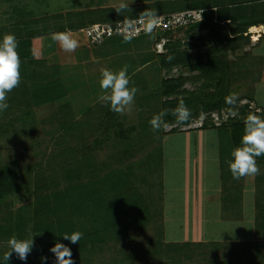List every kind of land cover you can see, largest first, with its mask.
<instances>
[{"label":"rangeland","instance_id":"rangeland-1","mask_svg":"<svg viewBox=\"0 0 264 264\" xmlns=\"http://www.w3.org/2000/svg\"><path fill=\"white\" fill-rule=\"evenodd\" d=\"M156 1L160 0H0V27H18L21 26L20 21H25L26 18L32 19L36 15L49 16L59 12L105 7L119 8L122 4L137 5ZM182 1L185 2V5H189L193 0ZM28 9L31 10L32 15L23 16L22 11L27 12ZM253 29L256 30L253 31ZM250 32L249 45L228 53V60L236 77L234 88L236 87L235 93L238 94V97L245 92L250 93L248 90L252 88V80L256 77L254 68L257 63V55L264 49V38L261 40L264 32H262L261 26L251 27ZM180 38L182 39L181 50L190 48L188 44L192 41L187 36L185 27L172 32L171 39L173 41ZM148 40V35H142L136 41H144V47L140 49L144 48L145 50ZM159 43L153 48L157 54L166 51L163 41L160 40ZM137 44L134 43V45ZM190 50L192 54L196 52L194 48H190ZM58 52L59 54L67 53L64 50ZM94 53L85 49L79 57L68 54L67 59H63L60 55L61 59L58 63L61 65V69L65 70L63 76L69 74L76 77L70 83L76 90L81 89L85 85L84 82H87L93 74L100 75V72L107 66L105 59ZM150 69L152 70L148 73L146 69H140L137 72L135 80L145 79L147 86H139L134 104L123 115L110 111L100 99H97L99 91L94 92L91 88L92 85H88L84 89L86 95L75 99L68 96L74 110H78L88 101L91 104L88 116H84L87 115L84 113L83 116L76 117L73 122H68L71 127L68 125L65 129L61 124V119L64 118L63 120L67 121L68 116H61L63 111L58 109L59 103L55 102L35 108L37 119L35 125L30 127L25 126L22 122H15L8 131L1 132L3 135L0 136V166L18 161L20 191L18 190L5 202L0 203V258L8 250L7 242L10 238L16 236L18 238V235H22L24 238L34 236V247L28 255L26 264H38L32 258L38 252L34 224L38 223V225L35 224L36 227L42 225V228H46L56 218L53 212L44 209L38 212V220L33 219L40 203L44 199L49 201L52 193L59 189H66L69 186L82 188V186H95L104 183L102 191L104 193L105 190L110 191L106 196L110 202L112 200L120 202L130 198V202L135 203L136 207L140 206L142 212L138 217L130 216L123 219V224H125L123 227L114 226L109 221L106 229H101L100 221H97L98 227H93L94 221L90 214L83 216L71 214L78 230L86 226L90 232H101L102 237L110 238L107 242H98L87 236L84 242L67 243L66 245L72 249L76 264H206L204 263L206 259L196 253L190 259H183V257L182 262L179 261L180 259H168L166 252L157 255V257L152 254L156 251L154 246L158 245V241L161 239L160 198L163 195V190L161 173L158 171L157 154L160 153L162 133L165 132V128L174 124H170V119H165L164 126L159 131H153L149 121L155 114L163 110L162 104L168 97H159V91L150 84V78L157 74L163 79L184 76L187 78L184 88L190 91L199 90L202 81L197 79L199 71H192L187 67H176L171 71L162 69L160 73L154 67H150ZM99 77L92 78H96L97 83ZM132 84L136 86L134 80ZM229 116L227 111L221 114L214 111L208 115L207 120L220 126ZM4 119L7 121L5 117ZM204 120H206V116L203 118ZM132 126L136 128L131 129ZM177 126L178 124L174 128ZM177 128L181 129L182 126ZM122 130L124 137L121 135ZM148 152L152 154L151 164H148L146 160L149 157H147ZM71 168L82 173L81 179L74 183L67 181L68 171H71ZM123 191L127 193L119 196ZM98 200H101L100 196ZM102 212L99 211L96 204V209L92 214L98 219L99 216H103ZM106 213L102 218H112L108 217L111 216L110 211L109 214ZM60 215L67 217L70 213L61 212ZM22 221H28L26 226ZM122 228L124 229L122 230ZM45 238L43 237V240ZM154 239L156 242L153 241ZM217 252V260L221 264H225L224 250L218 248ZM179 256L181 258V255ZM262 260L264 261V259ZM238 262L234 257L226 264H238ZM244 263L248 264V259L244 260ZM9 264H25V261H21L13 253Z\"/></svg>","mask_w":264,"mask_h":264},{"label":"trees","instance_id":"trees-1","mask_svg":"<svg viewBox=\"0 0 264 264\" xmlns=\"http://www.w3.org/2000/svg\"><path fill=\"white\" fill-rule=\"evenodd\" d=\"M191 8L205 9L202 21L185 27V32L192 41L188 45L190 48L196 49L194 54L190 52L189 47L181 50L182 39L173 41L171 39L172 30H160L156 34H148V46L145 50L144 48L140 49L144 47V41H136L141 36L126 40L125 37L115 35L105 38L100 44L90 45L86 33L82 31L88 25L94 23L143 17L153 11L157 15H161ZM117 9L105 7L67 11L64 13L59 12L49 16L36 15L32 19L26 18L25 21H20L21 26L13 28H9V26L0 27V36L8 32L15 33L19 40L18 52L21 58V82L18 87L8 93V103L10 106L6 112L0 114V136L3 135L1 132L8 131L15 122H22L25 126L30 127L35 125L37 121L35 108L48 103L58 102V109L63 111L61 116H68L67 121H64V118L61 119V124L65 129L68 125L71 127L68 122H73L76 117H81L84 113L87 114L84 116H88L90 113L88 111L91 109L89 101L78 110L75 109V112L70 103L71 100L68 98L72 96L71 98L75 99L81 97V95H86L84 89L88 85H92L91 88L94 92L99 91V95L96 96L97 99L101 95L106 94L100 88L101 74H93L87 82H84L85 85L81 89L78 88L76 90L70 84L76 77L69 74L68 76H63L65 70H62L61 65L58 63L61 59L60 55H62L63 59H67L68 54L79 57L86 49L87 51L95 52V55L105 59L107 63L105 68L107 69L116 71L127 66L130 81L134 80L137 88L139 86H147L145 79L135 80V77L138 75L137 72L140 69H146L147 73L152 70L150 67H154L159 73L162 69L171 71L176 67H187L192 71H199L197 79L202 81L199 90L190 91L184 88L187 81V78L184 76L163 79L157 74L150 78V84L153 88L158 89L159 97H168L162 104L163 110H169V114L164 117V120L170 119V124H178L176 117L171 114V110L175 109L181 101L191 110V117L188 121L178 124L177 127L188 125L194 118H201L206 114L210 115L214 111H218L221 114L225 110L230 116L218 127L221 130L231 131L235 145L239 146L244 133V121L249 114H256V112L251 107L253 99L251 88L248 90L250 93L245 92V94L239 96L235 105H229L225 101L227 96L236 91V87L234 88L236 77L228 60V53L230 51L235 52V50L249 45L251 38L250 28H258V26L264 25V3H260L259 0H193L189 5H185V2L182 0H160L139 3L137 5H127L123 12H119ZM32 10L34 11V9ZM24 11H22L23 16L32 15L30 9L27 12L25 11L26 13ZM65 30H69L71 34L76 35L82 42L79 41V47L74 52L59 54L58 51H62L63 49L58 42L52 39V33L64 32ZM163 38L166 40L164 43L166 51L157 54L153 51V48ZM263 38L264 36L261 40ZM81 43L85 45H80ZM134 43L138 44L134 45ZM133 49L135 50L132 51ZM169 56L172 57L171 60L168 59ZM95 76L96 78L100 76L97 83L95 81L96 78H92ZM243 100L248 101L242 103ZM12 114L13 117H11ZM109 114L111 113L109 112ZM208 115H206V120L203 121L202 127H216L212 121L207 120ZM177 127L171 130L178 131ZM135 128V126H132L131 129ZM121 135L124 137L123 130L121 131ZM258 159H264V156ZM147 163H152L151 155H149ZM18 176V161H12L2 167L0 166V203L5 202L9 197L17 193L18 190L20 191ZM81 176L82 173L80 171L71 168V171H68L67 181L74 183L78 179H81ZM107 178H110V176H107ZM103 184L95 186L81 185L82 188L69 186L66 189H59L52 193L49 201L44 199L40 203L33 219L38 220V212L44 209L53 212L56 218L46 228H42V225L41 227H36L38 223L34 224V228H36L35 236L38 240L36 246L38 252L32 258L38 264H42L40 259L42 256L48 258L47 264H54L55 257L49 249L55 240H60L65 244L70 243L60 235L78 230L74 223L75 219L71 217V214H80V216L90 214V217L94 221L92 223L93 227H98L97 221H100L101 229H106L109 221L114 226L123 227L125 226L123 219H126V217L140 216L142 212L140 206L136 207L135 203L132 204L129 200L130 198L121 200L122 202L114 200L110 202L106 198L110 191L105 190L104 193L102 191ZM126 193V191H123L119 196ZM99 196L101 200H98ZM96 204L99 211H103V216H99L98 219L92 214L96 209ZM109 211L111 212V216L108 217L112 218H102L104 217V213L107 212L106 214H109ZM61 212H68L70 215L62 217L60 215ZM28 221L22 222L26 226ZM79 231L83 232L80 242L86 241L87 236L98 242L110 240L109 237H102V234L100 235L101 232H90L86 226H83ZM42 235L46 237L45 240H43ZM18 238L25 239L22 235H18ZM153 241L156 242L155 239ZM158 242L159 245L154 246L156 251L152 253L156 257L166 252L165 254L166 256L168 255V259H180L179 261L182 262L183 257V259H190L196 253L206 259L204 262L206 264H221L217 260V249L219 247L216 244L213 246L205 245L204 247L189 243L162 246L161 239ZM150 246L153 247L151 244ZM179 255H181V258ZM262 259L259 256L254 262L251 260L248 264H264ZM241 264H245L244 261Z\"/></svg>","mask_w":264,"mask_h":264},{"label":"crops","instance_id":"crops-1","mask_svg":"<svg viewBox=\"0 0 264 264\" xmlns=\"http://www.w3.org/2000/svg\"><path fill=\"white\" fill-rule=\"evenodd\" d=\"M254 69L251 107L264 118V98H257L264 85V49ZM205 116L178 131L171 130L177 124L170 125L161 135V245L216 244L225 252L224 261L235 257L238 264L263 258L264 159H257L258 175L233 179L228 166L237 147L233 134L218 126L202 127Z\"/></svg>","mask_w":264,"mask_h":264},{"label":"clouds","instance_id":"clouds-1","mask_svg":"<svg viewBox=\"0 0 264 264\" xmlns=\"http://www.w3.org/2000/svg\"><path fill=\"white\" fill-rule=\"evenodd\" d=\"M264 3V0H259ZM127 5L122 4L117 11L123 12ZM156 12L147 15V19L152 22L146 28V33H151L157 26L155 24ZM52 39L59 43L65 52H74L79 47V41L75 39L69 30L52 33ZM130 39V37H125ZM19 40L15 33L8 32L0 36V114L9 108L8 93L18 87L21 82V58L18 52ZM172 59L171 56L168 57ZM100 88L104 91L99 99L109 108L110 111L123 115L130 110L135 102L139 91L130 81L127 66L113 71L103 69L101 72ZM238 94L231 93L225 98L229 105H235L238 101ZM258 99L264 98V85L258 87ZM169 114V110L164 109L155 114L149 121L153 131H159L165 124L164 117ZM171 114L176 117V122L182 124L191 117V110L183 101L171 110ZM264 156V118L256 114H249L244 121V133L239 146L231 152V159L228 162L229 170L233 179L239 180L242 177L255 176L260 173L257 159ZM71 244H77L83 237V232L75 230L71 233L60 235ZM8 250L0 258V264H9L13 253L21 261H27L28 255L34 247V236L20 239L12 237L8 240ZM49 251L54 255V264H76L73 258L72 249L60 240H55ZM42 264H47L46 256L40 257Z\"/></svg>","mask_w":264,"mask_h":264},{"label":"built area","instance_id":"built-area-1","mask_svg":"<svg viewBox=\"0 0 264 264\" xmlns=\"http://www.w3.org/2000/svg\"><path fill=\"white\" fill-rule=\"evenodd\" d=\"M205 9H185L169 14L156 15L155 24L157 25L151 33H146V26L152 21L147 16L115 20L105 23H94L82 29L86 33L90 45H96L103 42L107 37L122 36L137 38L142 35L156 34L158 31L176 30L191 24L198 23L204 18ZM165 43V39H162ZM160 43H157L158 45ZM215 115V114H214ZM217 116V114H216ZM203 124V122H201Z\"/></svg>","mask_w":264,"mask_h":264},{"label":"bare ground","instance_id":"bare-ground-1","mask_svg":"<svg viewBox=\"0 0 264 264\" xmlns=\"http://www.w3.org/2000/svg\"><path fill=\"white\" fill-rule=\"evenodd\" d=\"M261 30H262V32H264V25L261 26Z\"/></svg>","mask_w":264,"mask_h":264}]
</instances>
